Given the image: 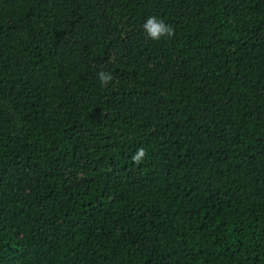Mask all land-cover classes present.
<instances>
[{"label":"trees","instance_id":"16d2710c","mask_svg":"<svg viewBox=\"0 0 264 264\" xmlns=\"http://www.w3.org/2000/svg\"><path fill=\"white\" fill-rule=\"evenodd\" d=\"M0 264H264V0H0Z\"/></svg>","mask_w":264,"mask_h":264},{"label":"clouds","instance_id":"9594fccd","mask_svg":"<svg viewBox=\"0 0 264 264\" xmlns=\"http://www.w3.org/2000/svg\"><path fill=\"white\" fill-rule=\"evenodd\" d=\"M144 30L149 39L160 42L162 39H171L175 35V30L172 25L166 24L162 19L156 16H150L143 25ZM100 82L103 86H107L112 81V75L101 71L98 73ZM146 157V151L144 148L137 150V153L133 155L132 160L139 164Z\"/></svg>","mask_w":264,"mask_h":264}]
</instances>
